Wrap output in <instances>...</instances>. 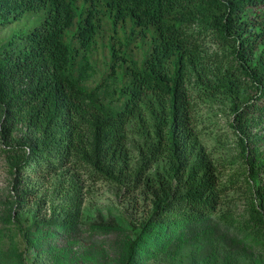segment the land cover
I'll return each mask as SVG.
<instances>
[{"label":"trees","instance_id":"obj_1","mask_svg":"<svg viewBox=\"0 0 264 264\" xmlns=\"http://www.w3.org/2000/svg\"><path fill=\"white\" fill-rule=\"evenodd\" d=\"M0 28L9 29L0 45V90L44 128L43 141L20 164L24 177L30 171L45 179L59 173L79 149L114 157L130 133L146 144L145 167H156L144 175L146 184L167 189L165 179L176 175L187 188L154 202L140 231L126 234L117 264L175 257L180 248L173 247L194 237L229 240L235 253L263 249L255 248L264 246L259 225L249 224L242 236L220 231L216 209L231 186L218 189L222 165L206 155L193 112L198 100L225 95L243 149L256 141L254 129L264 121V0H0ZM207 43L224 47L223 54L206 50ZM228 57L235 66L227 83L207 84L202 69L225 65ZM188 69L198 72L194 84ZM238 81L252 92L240 96ZM196 150L198 158L190 159ZM246 157L264 207V160ZM163 166L169 171L164 178ZM99 177L91 172L89 178ZM260 211L253 205L252 212ZM70 217L21 226L26 250L0 229V264L100 263L99 256L76 248L84 228ZM27 250L34 253L31 263Z\"/></svg>","mask_w":264,"mask_h":264},{"label":"rangeland","instance_id":"obj_2","mask_svg":"<svg viewBox=\"0 0 264 264\" xmlns=\"http://www.w3.org/2000/svg\"><path fill=\"white\" fill-rule=\"evenodd\" d=\"M8 33L9 29L0 28V45ZM205 47L210 52L223 54L224 51V47L212 43ZM234 66V60L228 57L225 65L202 69V75L207 84L227 83L225 80ZM188 72V82L196 83L198 72L191 69ZM237 84H240V96L252 92L249 84L241 81ZM6 104L10 107L6 108ZM231 105V99L225 95L207 102L198 100L193 112V129L204 144L206 155L222 165V170L217 172L218 189L231 186L221 195V203L216 209L222 224L220 231L242 236L249 224L264 229V223L252 217L254 213L264 220V207L256 196L246 157L264 160V121L260 120L261 123L255 127L256 141H251L245 151L233 125ZM19 108L15 101H11L8 91L0 90V229L6 231V240L14 237L21 250L27 248L20 233L21 226L29 227L38 220L71 216L84 228L76 248H84L99 256L100 263L97 264H117L126 234L132 230L140 231L142 222L153 215L154 202L161 197L169 199L188 192L183 180L176 175L165 179L163 185L167 189L156 183L146 184L144 175L154 174L156 167H145L142 147L146 144L140 136L130 133L114 157L105 159L101 154L97 158L94 151L87 153L85 149H79L72 153L70 165L59 173L45 179L30 171V175L24 177L26 173L21 171L20 164L24 159H30L32 147L36 148L43 141L44 128L38 125L41 121L30 111ZM197 153L196 150L190 159H197ZM34 164L35 161L30 165L31 170L35 169ZM113 166L117 167H114V173L108 174L106 170L111 172ZM167 167L162 168L163 178L168 176ZM91 172H98L100 177L91 180ZM260 176L264 183V172ZM261 191L264 192V184ZM253 205L261 211L252 212ZM90 226L118 227L122 231L91 232L87 230ZM219 240L196 237L183 240L181 245L173 247L180 248L175 257L168 256L150 264H208L211 260L215 261L214 264H264V246L255 247L263 249L254 252L238 250L240 253H235L229 240ZM26 257L31 263L33 250H27Z\"/></svg>","mask_w":264,"mask_h":264}]
</instances>
